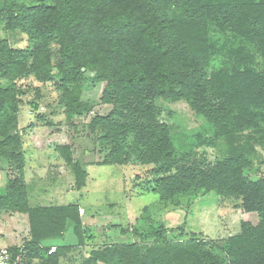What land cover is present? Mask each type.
Listing matches in <instances>:
<instances>
[{
  "label": "trees",
  "instance_id": "1",
  "mask_svg": "<svg viewBox=\"0 0 264 264\" xmlns=\"http://www.w3.org/2000/svg\"><path fill=\"white\" fill-rule=\"evenodd\" d=\"M0 28L28 41L20 49L0 39V79L8 84L0 87V159L20 176L22 133L35 125L19 127V83L31 77L53 86L69 128L74 116L109 107L84 129L103 156L95 165L132 161L150 167L146 179L162 205L213 192L258 216L255 226L242 223L223 246L195 236L168 240L160 226L145 232L152 242L91 249L79 264H264V175H245L264 152V73L254 68L255 53L264 61V0H0ZM221 49L227 65L209 72ZM97 87V100L83 98ZM160 99L185 101L208 124L207 134L177 149L171 127L157 119ZM29 105L37 125L52 124L43 122L36 103ZM200 146L222 154L210 163L196 150ZM57 152L79 191L85 166L73 158L71 146ZM27 200L18 181L0 197V212L28 218L21 264H61L72 250L82 251L86 232L77 204L30 207ZM69 228L74 245L38 256L44 241L64 239Z\"/></svg>",
  "mask_w": 264,
  "mask_h": 264
},
{
  "label": "rangeland",
  "instance_id": "2",
  "mask_svg": "<svg viewBox=\"0 0 264 264\" xmlns=\"http://www.w3.org/2000/svg\"><path fill=\"white\" fill-rule=\"evenodd\" d=\"M0 39L7 40L14 48L28 47L27 36L19 32L11 33L0 28ZM221 45V42L218 43L219 49ZM220 51L222 53L214 55L209 72L227 65L226 49ZM254 57L255 70L264 73L262 57L258 53ZM19 84V127L35 126L22 133L25 168L21 176L15 166L0 159V197L5 196L8 188L18 181L27 190L30 207L77 204L86 232L85 246L82 251L72 250V255L64 257L61 264H79L88 251L106 245L152 242L154 238L144 234L160 226L166 229L168 240H187L195 236L223 246L229 237L240 232L242 223L252 226L258 223L257 214L245 213L239 200L221 199L213 192L181 203L162 205L146 179L150 177V167L132 161L122 166L94 164L103 156L96 152L98 147L94 148L92 141L84 135V129L94 114L106 113L108 106L97 105L93 113L74 116L75 127L69 128L51 84L42 85L31 77ZM0 87L7 88L8 84L0 79ZM91 92L84 94L83 98L97 100L99 88ZM30 102L41 108L43 122H52L50 126L44 123L37 125V115L33 113ZM156 105L159 110L157 119L171 127L177 149L187 148L197 135L207 134L208 124L185 101L160 99ZM61 146H71L73 158L85 166L87 178L79 191L75 189L71 167L57 152ZM196 150L204 153L210 163L222 154L220 149L207 146L197 147ZM245 175L250 179L264 175V152L259 150L253 166L245 170ZM123 231L126 234H122ZM28 239L27 215L0 212V248L21 249ZM75 243L69 228L64 239L44 241L38 256L45 258L49 250Z\"/></svg>",
  "mask_w": 264,
  "mask_h": 264
},
{
  "label": "built area",
  "instance_id": "3",
  "mask_svg": "<svg viewBox=\"0 0 264 264\" xmlns=\"http://www.w3.org/2000/svg\"><path fill=\"white\" fill-rule=\"evenodd\" d=\"M21 260V249L14 254L8 248H0V264H21Z\"/></svg>",
  "mask_w": 264,
  "mask_h": 264
}]
</instances>
